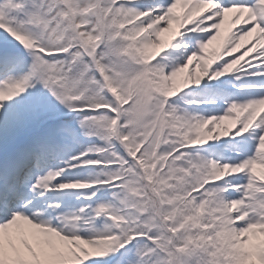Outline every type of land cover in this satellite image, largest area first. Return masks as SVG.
<instances>
[{
  "label": "snow or ice",
  "instance_id": "6c2138e0",
  "mask_svg": "<svg viewBox=\"0 0 264 264\" xmlns=\"http://www.w3.org/2000/svg\"><path fill=\"white\" fill-rule=\"evenodd\" d=\"M0 264H264V0H0Z\"/></svg>",
  "mask_w": 264,
  "mask_h": 264
}]
</instances>
